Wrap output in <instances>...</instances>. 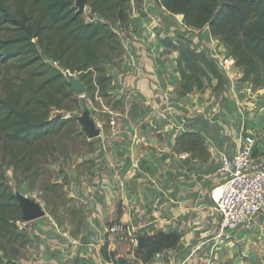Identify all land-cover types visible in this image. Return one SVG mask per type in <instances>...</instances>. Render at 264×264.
<instances>
[{"label":"crops","instance_id":"crops-1","mask_svg":"<svg viewBox=\"0 0 264 264\" xmlns=\"http://www.w3.org/2000/svg\"><path fill=\"white\" fill-rule=\"evenodd\" d=\"M146 9L147 16L153 20L156 16L162 18H156L155 22L163 23L164 11L156 13L147 4ZM136 20L138 37L131 42L134 57L127 56L123 65L118 66L116 80L122 86L121 99H136L142 103V109L137 111L135 121L114 130L116 138L105 141L104 150L100 147V153L95 151L90 179H79L73 184L71 196L80 201L77 208L84 216L78 236L58 226L48 211L29 222L27 234L43 250L41 261L31 264H201L200 255L205 253L206 242L213 240L217 224L213 196L219 192L220 177L216 169L220 157L230 156L248 145L254 164L264 163V88L259 90L260 94L248 88L239 94L236 91L237 100L224 97L223 111L231 113L232 120L204 117L196 106L203 104L204 96L177 93L174 84L180 79L175 71L177 53L164 68L156 61L157 55L169 48L160 42L162 35L173 42L178 33L172 32L176 26L167 22L171 30L155 32L154 21L150 24L149 20L146 27L149 32H139L141 19ZM199 30L202 38L198 41L203 47L219 43L207 28ZM150 33L156 45L152 49H140L138 42L149 44L146 39ZM230 59L231 71L237 78L240 71L234 59ZM168 69L174 75L172 78ZM224 79L229 86L232 78ZM193 111L199 114L194 115ZM140 121L144 125L139 126ZM182 131L201 134L209 151L206 161L192 158L189 152L175 151L176 137ZM114 221L132 225L139 237L177 232L180 240L176 248L164 249L144 259L140 256L142 249L132 247L115 233L106 232V227ZM220 248L212 245V251L220 252ZM250 261L258 264L256 260Z\"/></svg>","mask_w":264,"mask_h":264},{"label":"trees","instance_id":"trees-1","mask_svg":"<svg viewBox=\"0 0 264 264\" xmlns=\"http://www.w3.org/2000/svg\"><path fill=\"white\" fill-rule=\"evenodd\" d=\"M74 1L0 0V29L13 30L0 35V63L17 71L26 70L27 74L17 87L6 86L5 92L0 93V130L8 143L9 166L16 174L29 173L34 153L41 152V147L35 145L59 133L72 119L57 112L51 115L53 106L63 109L53 90L63 92L64 89V95L71 92L62 68L78 74L88 96L95 91L99 96H111L108 92L111 77L105 63L111 61L110 49L118 48L116 54L120 55L121 45L110 22L128 20L133 8L131 3L138 5L142 0H85L105 22L86 21L84 12L77 10ZM157 2L168 12L182 15L187 26L207 28L234 59V65L242 73L239 80L247 82L252 91L264 88V0ZM42 55L56 61L59 67L44 60ZM198 55L195 58L185 47L178 49L179 95L204 93L208 88L220 91L224 85L225 79L217 64L203 52ZM174 149L189 152L192 158L202 162L209 157L198 131H183L176 137ZM83 219L81 214L76 230L70 233L72 236L80 233ZM19 221L21 208L14 190L0 174V264H19V247L31 242L28 234L18 229ZM56 222L62 227L61 221L56 219ZM179 240L177 232H158L139 237L138 247L145 249L148 257L176 248Z\"/></svg>","mask_w":264,"mask_h":264},{"label":"rangeland","instance_id":"rangeland-1","mask_svg":"<svg viewBox=\"0 0 264 264\" xmlns=\"http://www.w3.org/2000/svg\"><path fill=\"white\" fill-rule=\"evenodd\" d=\"M131 4L133 8L130 10L128 19L133 21V23L137 22V20L135 21L134 19L138 17L141 19L139 20V32L147 31L146 27L149 20L150 24H153L154 21L155 27L152 25L151 27H154L155 32H166L168 29L171 30L167 27L169 26L167 22L173 23L174 26H176L173 27L172 32L178 33H176L173 42L166 35H162L161 41L159 37L158 41L165 46H169L166 51L164 50L165 53L164 51L161 52L156 58L157 63L161 64L162 68L168 66V64L172 62L175 53H177L178 56V49L180 47H185L195 58H199L198 52H203L210 59H213L214 56L218 61L217 66L223 76L232 78V82L229 86H226L224 81V85L220 91H213L211 88H208L204 93H195L196 95L201 94L204 96L203 104H196L198 110L203 111L201 114L204 115V117H209L210 120L218 118L220 120L222 118L229 120L233 116L231 113H225V111H223L224 97H230V99L235 98L237 100V95L234 97L235 92L237 91V94H239L241 92L240 90L245 88H248L252 93L260 94L259 90L261 89L252 91L247 82H241L239 80L242 76L240 70V76L234 78L233 72L231 71L232 62L229 60L231 56H227L229 57L228 61L223 62V55L226 56V50L224 51L225 48L223 44L221 45L218 41L220 44L214 43L210 47L204 44L203 47L198 41L202 38L198 32L202 31L187 26L181 17L182 15L178 17V14H172L167 10L165 12V9L158 4L157 0H142L138 5H135L134 2ZM146 4L147 6H153L156 13L160 10L164 11L163 23L159 21L158 24L156 23V18L158 20H162V18L156 16L153 20L152 17L147 16ZM88 7L89 3L87 4V8ZM123 22L124 21L121 23ZM110 23L111 25L114 24V22ZM187 27L190 29H187ZM132 29L137 32V24L133 25ZM6 32H13V30L0 29V35ZM151 34L153 33H150L148 39H146L149 41V44H146L144 49H152V47L156 45L155 42L152 43L154 37L152 38ZM117 38L119 40L120 37ZM117 51H119L118 48H116V51L115 49H110L109 56L111 61L105 63V67L111 77V83L108 88V92L111 94L110 97L99 96L97 91L88 96L87 93L77 95L71 90L70 94L64 95V89H62L63 92H61V90L57 92L51 89L55 94V99L59 100L61 107H63V109L58 110L53 106L51 108V115L56 112L57 114L58 112H63L62 116L64 118L71 117L72 119L59 133L47 136L35 145L38 148L41 147V152L34 153L32 157V168L29 173L18 172L16 174L13 167L9 166L10 157L6 147L8 143L0 130V174H2L6 182L12 186L14 192L19 190L27 196L38 199L42 203L44 209L50 213L55 221L56 219L61 221L62 227L68 229V231H66L68 233L76 230L78 218L81 215L80 211L77 209L81 204L80 201L71 196L73 184L79 179L80 181L81 179L83 181H88L90 179L95 167V159H93L95 151L100 153V150H104L102 147L103 143L116 138L117 133H115L114 130H119V127L128 121H135L137 118V111L142 109V103L136 99H125L124 101L116 102V99H121L122 96V86L116 80L118 75L117 70L120 72L118 66L121 67L128 56L125 54L122 45L120 55L116 54ZM168 53L171 54L169 55ZM42 56L44 60L51 61L55 66H59L49 57L45 55ZM130 59L132 58L130 57ZM133 68H135V66ZM137 68L140 74L141 70L139 67ZM176 68L175 71H177ZM61 71L65 79L69 81L66 70L62 68ZM167 71L169 72L168 75H171L172 78L174 76L173 73H171L172 71H170V69ZM75 74L78 76L77 73ZM24 77H27L26 70L17 71L14 67L0 63V93L3 94L5 92L4 89H6V86L17 87L21 84V80ZM36 80L41 79L37 78ZM33 82L36 83V81ZM178 82L179 79L177 82H174L177 87ZM236 87H238V89H235ZM242 100L240 102H242ZM86 108L89 109L91 116L101 129L100 135L92 139L87 138L78 120V116L81 115ZM193 114H199V112L193 111ZM138 125L141 126L144 125V123L140 121ZM100 147L101 149L99 150ZM52 214L55 215V218ZM256 218L258 220V217ZM18 226L19 230L25 231L26 233L30 230V228H28L30 227L29 222H23L21 220ZM230 241L233 242L219 246L221 247L220 252L212 251V245L218 243L216 239L213 238V240L207 241L206 243L208 244L205 245V253L204 255H200L201 264H253L250 260H256L258 264H264V219L259 220V222H256L253 226L236 231L235 236L232 237ZM39 245L40 244L32 239L30 243L19 247L18 263L31 264L33 261H41L39 259H41L40 254L43 250ZM7 248L10 249L11 246L7 245ZM140 252V256L147 259L146 250L142 249ZM0 254H2L1 251ZM165 261L169 263V259L166 256Z\"/></svg>","mask_w":264,"mask_h":264},{"label":"built area","instance_id":"built-area-1","mask_svg":"<svg viewBox=\"0 0 264 264\" xmlns=\"http://www.w3.org/2000/svg\"><path fill=\"white\" fill-rule=\"evenodd\" d=\"M84 17L86 21L90 22L106 21L104 17L89 7H86ZM134 20L136 21V19ZM136 24L137 22L133 23L129 19L123 23L120 21L114 22L113 25L110 23L111 29L117 37H120V45L123 46L128 57H134V47L131 42L138 37V33L132 29ZM144 46L146 44L142 40L138 42L140 49L143 50ZM228 59L229 57L223 55V62H227ZM212 60L218 65L214 56ZM252 155V149L245 145L230 156L222 155L220 157L216 169L218 177H220V190L218 196H213L217 224L212 236L217 242L230 241L236 231L253 226L259 220L264 219V163L255 165ZM181 156H185V154ZM17 223L19 224V222ZM106 232L115 233L130 242L132 247H138L139 235L128 223L111 222L106 227Z\"/></svg>","mask_w":264,"mask_h":264},{"label":"water","instance_id":"water-1","mask_svg":"<svg viewBox=\"0 0 264 264\" xmlns=\"http://www.w3.org/2000/svg\"><path fill=\"white\" fill-rule=\"evenodd\" d=\"M74 6L77 8L79 12H84L87 4L85 0H75ZM68 79L71 84V90L77 94L82 95L87 92L86 85L80 80L76 74L68 71ZM58 115H63V112H58ZM78 120L82 125L83 131L88 139H92L100 135V127L97 126L95 119L91 116L88 108L84 109L81 115L78 116ZM1 166V164H0ZM16 199L18 200V204L21 208V220L23 222H30L35 219H38L46 214V210L44 209L42 203L31 197L21 193L19 190L14 192Z\"/></svg>","mask_w":264,"mask_h":264},{"label":"bare ground","instance_id":"bare-ground-1","mask_svg":"<svg viewBox=\"0 0 264 264\" xmlns=\"http://www.w3.org/2000/svg\"><path fill=\"white\" fill-rule=\"evenodd\" d=\"M180 16H181V15H180ZM152 38H153V35H152ZM229 60H230V62H232L231 59H229ZM219 190H220V189H219ZM218 194H219V192H218ZM218 194H217V196H218ZM243 234H244V233H243ZM228 242H230V241H227V242H226V240H223V242L220 241V242H218V243H216V244H217L218 246H221V245H226Z\"/></svg>","mask_w":264,"mask_h":264}]
</instances>
